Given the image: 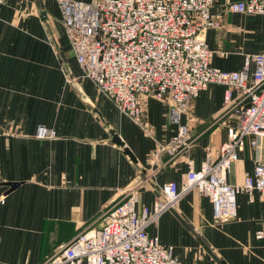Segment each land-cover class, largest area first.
<instances>
[{
    "label": "crops",
    "instance_id": "obj_1",
    "mask_svg": "<svg viewBox=\"0 0 264 264\" xmlns=\"http://www.w3.org/2000/svg\"><path fill=\"white\" fill-rule=\"evenodd\" d=\"M237 1L244 0H214L210 15L219 25L202 32L213 51L211 65L223 71L240 70L245 56L262 49L263 17L226 10ZM226 89L210 84L198 93L183 117L192 146L170 159L159 150L176 132L169 101L142 96V121L133 122L83 76L57 0H5L0 6V264H41L79 232L98 230L102 213L131 186L137 212L144 206L154 210L164 199L163 186H180L190 166L197 170L208 157L216 158L228 140L237 124L231 108L240 101L233 92L226 104ZM260 156L264 161V140ZM252 166L253 151L245 141L227 183L241 184ZM263 225L264 200L256 195L249 201L238 194L235 218L216 223L210 200L190 189L146 231L171 247L180 264H264V240L255 238Z\"/></svg>",
    "mask_w": 264,
    "mask_h": 264
},
{
    "label": "built area",
    "instance_id": "obj_2",
    "mask_svg": "<svg viewBox=\"0 0 264 264\" xmlns=\"http://www.w3.org/2000/svg\"><path fill=\"white\" fill-rule=\"evenodd\" d=\"M5 0H0V6ZM63 28L83 76L133 122L142 121L140 98L169 101L168 118L176 132L159 150L170 159L192 146L187 115L198 93L210 84L227 87L224 102L234 92L237 124L229 137L199 169L189 167L181 185L161 188L164 199L154 210H136L137 191L129 187L102 213L100 228L81 231L58 245L41 264H180L171 247L146 229L190 189L207 197L216 223L236 216V197L264 200V31L260 53L245 56L238 71L211 65L213 51L202 32L218 27L211 19L214 0H57ZM232 13L256 14L264 20V0L229 3ZM252 72L249 74V66ZM248 141L253 151L252 172L239 185L227 183L231 164ZM255 238L264 240V225Z\"/></svg>",
    "mask_w": 264,
    "mask_h": 264
},
{
    "label": "water",
    "instance_id": "obj_3",
    "mask_svg": "<svg viewBox=\"0 0 264 264\" xmlns=\"http://www.w3.org/2000/svg\"><path fill=\"white\" fill-rule=\"evenodd\" d=\"M114 141H115V143H117V144H119V145H122V143H121L120 141H118L117 137H114ZM124 152H125L126 154H128L129 157L132 158L130 152H129L127 149H124ZM9 185H10L11 188L15 187V184H12V183H11V184H9Z\"/></svg>",
    "mask_w": 264,
    "mask_h": 264
}]
</instances>
